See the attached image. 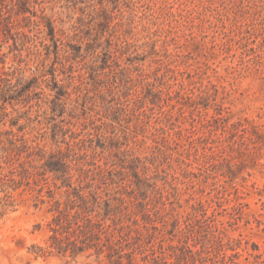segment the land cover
Segmentation results:
<instances>
[{"label": "rangeland", "instance_id": "obj_1", "mask_svg": "<svg viewBox=\"0 0 264 264\" xmlns=\"http://www.w3.org/2000/svg\"><path fill=\"white\" fill-rule=\"evenodd\" d=\"M0 264H264V0H0Z\"/></svg>", "mask_w": 264, "mask_h": 264}]
</instances>
